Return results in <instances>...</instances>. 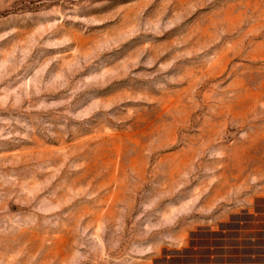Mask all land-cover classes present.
<instances>
[{"label": "rangeland", "instance_id": "374dc122", "mask_svg": "<svg viewBox=\"0 0 264 264\" xmlns=\"http://www.w3.org/2000/svg\"><path fill=\"white\" fill-rule=\"evenodd\" d=\"M0 264H264V0H0Z\"/></svg>", "mask_w": 264, "mask_h": 264}]
</instances>
